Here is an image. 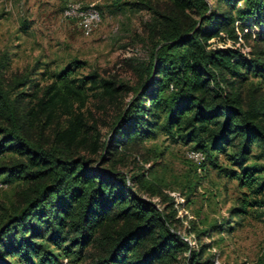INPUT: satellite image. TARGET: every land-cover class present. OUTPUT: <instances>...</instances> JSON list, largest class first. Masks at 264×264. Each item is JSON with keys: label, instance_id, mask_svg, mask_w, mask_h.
<instances>
[{"label": "trees", "instance_id": "trees-1", "mask_svg": "<svg viewBox=\"0 0 264 264\" xmlns=\"http://www.w3.org/2000/svg\"><path fill=\"white\" fill-rule=\"evenodd\" d=\"M169 1L164 12L140 3L154 14L157 30L141 82L152 89L136 91L106 141L83 109L96 92L116 100L122 84L95 74L75 77L64 68L43 87L11 97L0 78V184L15 182L18 198L0 204V249L20 263L82 260L87 249L88 264H201L192 251L179 263L189 246L167 225L169 215L137 196L123 173L97 162L115 135L129 141L160 128L204 154L196 164L185 151L196 166L209 160L218 168V156L226 154L252 195L233 214L264 209V181L254 176L259 169L245 165L255 143L264 152V95L250 80H264V53L247 58L238 48L209 47L214 38L264 43V0Z\"/></svg>", "mask_w": 264, "mask_h": 264}, {"label": "rangeland", "instance_id": "rangeland-1", "mask_svg": "<svg viewBox=\"0 0 264 264\" xmlns=\"http://www.w3.org/2000/svg\"><path fill=\"white\" fill-rule=\"evenodd\" d=\"M145 1L161 12L172 7L169 0H0V78L4 87L11 97L20 90L30 93L46 85L50 74L64 68L72 69L75 77L95 74L122 84L116 100L96 92L90 94L83 109L89 121L95 120L101 140L106 141L136 91L144 88L149 93L152 89L148 80L141 86L143 67L157 36L152 28L154 14L140 4ZM72 3L99 10L101 20L94 30L88 33L78 19L63 15V9ZM235 25L240 31L238 20ZM237 43L214 38L209 47L232 46L247 58L264 53V43L258 45L252 39ZM24 78L28 79L26 85L17 86ZM250 80L264 95V80ZM147 99L145 95L139 103L147 106ZM151 131L129 141L115 135L109 152L95 157L102 168L123 173L137 196L169 215L167 225L189 246L178 255L179 263L192 251L201 264H264V209L250 206L245 213L233 214L242 199H252L237 178L240 167L226 154L218 156V168L209 160L196 166L185 157L192 144L175 141L157 127ZM44 132L49 133V129ZM232 153L233 149L227 151ZM245 165L259 169L254 176L264 181V152L258 143L252 146ZM16 188L15 182L0 184V204L16 202ZM261 195L264 197V192ZM88 251L82 260L60 256L56 264H88ZM0 264L22 263L18 256L0 249Z\"/></svg>", "mask_w": 264, "mask_h": 264}, {"label": "built area", "instance_id": "built-area-1", "mask_svg": "<svg viewBox=\"0 0 264 264\" xmlns=\"http://www.w3.org/2000/svg\"><path fill=\"white\" fill-rule=\"evenodd\" d=\"M63 15L65 17L78 19L81 27L88 33L94 30L101 20L99 10L93 5L83 7L79 4H68L63 9ZM239 41H241L240 38ZM220 47L222 46L220 45ZM186 157L196 164H200L204 160V154L202 152L192 149L186 151Z\"/></svg>", "mask_w": 264, "mask_h": 264}]
</instances>
